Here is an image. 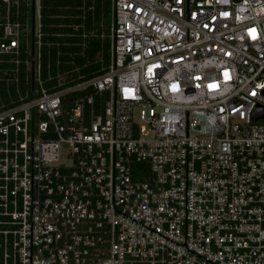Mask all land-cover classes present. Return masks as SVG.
Instances as JSON below:
<instances>
[{
  "label": "built area",
  "instance_id": "built-area-1",
  "mask_svg": "<svg viewBox=\"0 0 264 264\" xmlns=\"http://www.w3.org/2000/svg\"><path fill=\"white\" fill-rule=\"evenodd\" d=\"M108 1L77 81L43 0H0V264H30L31 185L32 264H264V0Z\"/></svg>",
  "mask_w": 264,
  "mask_h": 264
},
{
  "label": "trees",
  "instance_id": "trees-1",
  "mask_svg": "<svg viewBox=\"0 0 264 264\" xmlns=\"http://www.w3.org/2000/svg\"><path fill=\"white\" fill-rule=\"evenodd\" d=\"M44 63L56 64L66 80L104 72L111 59L108 0H43ZM87 33L88 36L84 37ZM102 33L105 36H102Z\"/></svg>",
  "mask_w": 264,
  "mask_h": 264
},
{
  "label": "water",
  "instance_id": "water-1",
  "mask_svg": "<svg viewBox=\"0 0 264 264\" xmlns=\"http://www.w3.org/2000/svg\"><path fill=\"white\" fill-rule=\"evenodd\" d=\"M264 110H257L255 118L263 117ZM32 170H33V110H32ZM30 264H32V185H31V249H30Z\"/></svg>",
  "mask_w": 264,
  "mask_h": 264
},
{
  "label": "snow or ice",
  "instance_id": "snow-or-ice-1",
  "mask_svg": "<svg viewBox=\"0 0 264 264\" xmlns=\"http://www.w3.org/2000/svg\"><path fill=\"white\" fill-rule=\"evenodd\" d=\"M216 85H210L209 87H215Z\"/></svg>",
  "mask_w": 264,
  "mask_h": 264
}]
</instances>
